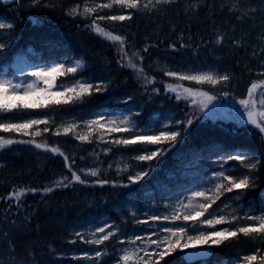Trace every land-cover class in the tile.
Instances as JSON below:
<instances>
[{
    "label": "snow or ice",
    "instance_id": "6c2138e0",
    "mask_svg": "<svg viewBox=\"0 0 264 264\" xmlns=\"http://www.w3.org/2000/svg\"><path fill=\"white\" fill-rule=\"evenodd\" d=\"M0 7L18 18L20 12L34 11L72 19L77 28L110 43L121 74L137 85L113 96L116 78L86 75L87 57L66 54L62 36L50 31L25 36L16 19L0 17V151L31 145L61 157L63 169L46 183L17 181L0 193V239L7 245V259L0 258V264H40L33 242L17 241L7 227L17 226L22 217L27 229L35 211L26 203L29 194L46 203L50 194L78 185L102 193L99 200L86 199L87 208L118 205L117 214H89L64 227L63 241L86 247L61 251L49 241L47 264H208L207 258L222 250L231 254L215 264H264V0H0ZM171 9L189 21L203 14L211 31L207 37L199 31L194 36L190 23L179 32L172 23L176 35L166 48L190 49L194 58L201 48L243 49L242 67L255 77L245 92L235 93L237 73L219 64L169 62L165 56L162 65L151 53L165 43L158 29L156 38L144 36L140 47L121 32L138 16L162 19ZM222 12L231 18L223 22L227 27L216 22ZM41 20L33 16L34 24ZM236 21L249 24V30L237 34ZM253 33L255 40H250ZM21 41L35 44L39 53L28 55ZM173 94L172 106L149 115L147 105L172 102ZM78 106L95 110L81 113ZM209 118L221 128L223 121H234L241 132L257 137L259 147L244 135L205 140L177 156L181 168L195 166L203 179L190 182L177 172L171 179L153 180L166 154L187 144L192 130ZM49 136L90 146L94 159L77 166L75 152L70 155ZM108 155L113 159L105 166ZM3 167L19 174L0 159ZM146 187L151 195H142Z\"/></svg>",
    "mask_w": 264,
    "mask_h": 264
},
{
    "label": "trees",
    "instance_id": "16d2710c",
    "mask_svg": "<svg viewBox=\"0 0 264 264\" xmlns=\"http://www.w3.org/2000/svg\"><path fill=\"white\" fill-rule=\"evenodd\" d=\"M177 9H171L161 19L159 17H143L138 16L135 19L126 23L125 27L121 29V32L127 31L129 36L133 39L136 47H140L144 40V36L150 35L154 39L157 36V29L159 39L164 41L157 48H152L151 53L153 58H161V64L163 65V57L167 56L169 62L171 61H183L189 62L194 61L195 63L205 62L211 64H219L220 68H230L237 73L238 80L235 85V93L239 94L246 91L247 84L254 79V75L248 73L242 65L246 59V54L243 49L236 52L227 46L219 48L215 51L209 50V48H201L200 53L197 57H193L190 49H182L178 52L169 50L166 48V42L169 38H175L176 33L170 31L172 23L177 25L176 32L180 29H187L189 23L191 24V31L195 34L199 31L200 34L205 37L208 36L211 31V25L207 19L204 18L203 14L200 18H193L189 21L180 12L177 16L175 13ZM259 15V14H257ZM33 16L37 19L42 17L40 23H33ZM0 17H9L16 19L17 23L21 26L22 33L25 36L42 31H50L58 36H62V42L64 45L63 51L66 54L72 55L75 53H82L88 59V70L86 75L94 76H110L115 77L114 86L110 89V94L118 96L121 92L129 91L132 92L136 89L137 85L131 78L125 79V76L121 74V69L115 64L113 60L114 48L110 46L109 42H104L98 39L95 34L89 33L83 28H77L72 19L62 17L55 12H42L36 13L34 11L20 12L19 18L13 11H9L6 7H0ZM22 18V19H21ZM225 20H231L226 12H222L216 16V22L224 27L223 22ZM237 34L243 30H249L250 25L245 23L241 24L236 21ZM259 25H257V28ZM250 40H255V33L250 37ZM21 45L24 49L35 50V53H39V48L35 44H27L21 41ZM240 61V65H237L236 61ZM111 63V67H109ZM148 60L146 59L145 64L147 65ZM253 61V66L255 65ZM155 68V65H153ZM157 75L158 81L160 80L162 73L154 72ZM167 79V78H165ZM162 88L161 84H157ZM107 99V97H106ZM115 103V101H113ZM175 103L174 95L172 102H166L161 104L157 101L154 104L147 105L146 110L149 115H156L160 110L165 107H170ZM90 110L88 106H78V111L83 113ZM173 110H175L173 108ZM144 113H142V116ZM147 119V117H145ZM59 122V117H57ZM224 127L221 128L215 120L209 119L207 122H201L194 128L189 136L188 143L182 146H178L176 151L170 152L174 154V157H167L163 160L160 170L157 172V176L153 177V180L160 178L162 180L171 179L172 175L176 173V167L179 166L177 156L179 153L184 152L189 146L198 147L202 145L205 140H223L227 137H236L244 135L248 139L249 143L255 147H259L258 139L252 133L241 132V126L235 123H226L223 121ZM215 125V127H213ZM59 141L60 144L65 147V150L71 155L75 152L76 164L79 167L88 165V161L81 160V156H87L89 153L90 146L81 145L79 142H75L71 137H55L49 136V141ZM89 156V155H88ZM4 160L9 162L12 169H18V175H12L8 167L0 168V193H3L5 187L10 186L12 183L17 181H23L24 183H30L32 185H39L46 183L54 174H58L62 171V158L53 156L51 153L42 152L37 150L34 146L23 144L12 148L11 151L5 152L1 156ZM105 166L107 160L113 159L111 155L104 157ZM160 172V173H159ZM192 172H194L192 170ZM152 180L149 181V184ZM152 190L149 187L144 188L142 195H151ZM102 193L97 189L85 188L84 186H77L76 188H69L68 190L56 191L54 194H50L47 198V202L40 201L39 196H33L29 194L26 203L30 204L35 209L32 214L31 223L25 229L23 218L17 217V226L8 225L10 234H13L17 241L27 239L33 242V247L36 249L37 259L40 264H47L48 249L47 242L52 241L58 250L64 251L70 248H78L79 244L70 245L66 241H63L61 234L63 233L64 227L72 225L74 222L81 220L82 218L96 213L102 212L105 217L115 216L117 211L113 205H102L98 211L88 210L84 214L83 204L84 201L100 199ZM254 196H259V193L254 190ZM119 207V206H117ZM82 209V210H81ZM4 206L0 204V217H2ZM91 211V212H90ZM90 212V213H89ZM38 226V227H37ZM4 225L0 224V231H3ZM69 244V245H67ZM84 247V245H82ZM246 248L251 249L253 245L251 243L245 244ZM19 248V245H18ZM231 253L228 250H222L212 255L207 261L208 264H215L217 260H226ZM0 258L7 259V245L0 239ZM59 259V258H57ZM67 260L71 261V257H67Z\"/></svg>",
    "mask_w": 264,
    "mask_h": 264
},
{
    "label": "rangeland",
    "instance_id": "374dc122",
    "mask_svg": "<svg viewBox=\"0 0 264 264\" xmlns=\"http://www.w3.org/2000/svg\"><path fill=\"white\" fill-rule=\"evenodd\" d=\"M58 78V77H57ZM215 103V102H214ZM158 114V113H157ZM230 121H232V120H230ZM89 153L87 154V156H85V161H89V159H94V157H92L91 156V153H92V151H93V149L90 147L89 149ZM89 155V156H88ZM192 167V166H191ZM188 170V168H186V169H181L180 171H179V173H180V175L181 176H187V177H189V178H191V179H193L194 177H197V175L198 174H193V175H190V174H188L186 171ZM102 205H105V204H102ZM102 205L99 207V208H96V207H92L91 209L93 210V211H98L101 207H102ZM118 206V205H117ZM115 207V211H118V207ZM83 209H84V214L87 212L88 213V210H91V209H89V208H87L86 206H85V203L83 204ZM82 210V209H81ZM91 212V211H90ZM89 212V213H90ZM77 244H79V242L77 243ZM67 245H69V244H67ZM70 245H73V244H70ZM69 245V246H70ZM76 245V244H75ZM79 247H82V244H79ZM78 247V248H79ZM84 247H86V246H84ZM72 259V258H71Z\"/></svg>",
    "mask_w": 264,
    "mask_h": 264
},
{
    "label": "bare ground",
    "instance_id": "6f19581e",
    "mask_svg": "<svg viewBox=\"0 0 264 264\" xmlns=\"http://www.w3.org/2000/svg\"><path fill=\"white\" fill-rule=\"evenodd\" d=\"M34 51H35V50H34ZM185 163H186V162H185ZM192 167H194V168L197 170V173H196V174H198L197 177H194V178H196V179H203V176L200 175V169L196 168L195 166H192ZM186 168H189V167H186ZM186 168H181L180 165H179L178 167H176V170H177L176 173L179 172L181 169H186ZM176 173H175V174H176ZM175 174H174V175H175ZM179 174H180V173H179ZM174 175H172L171 177H173ZM180 176H181V175H180ZM181 177H182V178H186V179H187L188 181H190V182L193 181V179H191V178H189V177H187V176H185V177H184V176H181Z\"/></svg>",
    "mask_w": 264,
    "mask_h": 264
}]
</instances>
